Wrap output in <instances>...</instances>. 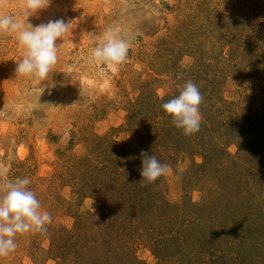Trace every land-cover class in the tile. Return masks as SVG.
Masks as SVG:
<instances>
[{"label":"rangeland","instance_id":"1","mask_svg":"<svg viewBox=\"0 0 264 264\" xmlns=\"http://www.w3.org/2000/svg\"><path fill=\"white\" fill-rule=\"evenodd\" d=\"M208 14L225 16V32L215 34ZM251 28L264 29V0H0V264H67L73 246L102 264L109 250L120 255L105 239L120 232L135 234L131 258L142 264H264L263 168H251L262 186L229 191L228 164L209 161L197 175L201 154L181 157L164 169L152 205H140L149 210L141 218L121 213L110 198L118 183L100 174L119 153L112 142H138L131 122H140L134 105L145 92L177 98L199 124L184 73L200 74V86L219 78L210 95L235 111L264 103V71L244 76V52H234ZM199 57L212 66L206 73ZM228 153L263 167L254 146ZM244 200L262 215L230 213ZM168 223L169 231L181 223L182 235L157 251Z\"/></svg>","mask_w":264,"mask_h":264},{"label":"trees","instance_id":"2","mask_svg":"<svg viewBox=\"0 0 264 264\" xmlns=\"http://www.w3.org/2000/svg\"><path fill=\"white\" fill-rule=\"evenodd\" d=\"M257 1L259 2V0H256V2ZM234 9V12L238 11L237 8ZM208 15L209 18L215 17L214 21L211 20L213 24L212 27L215 29V34L225 32V27L229 26L228 22L225 21V16L222 14ZM244 28L247 29L246 26ZM248 31L253 38L249 39L246 36L242 39L243 41L235 44L234 52L236 53L238 49L244 52L246 60L243 62L244 67L240 71L244 76L250 77L264 71V29L256 30L251 28L243 32L247 33ZM220 41L222 46L223 44L227 46L230 43L225 40ZM199 58V69H203L206 73V68L212 66H209L206 62H202L201 57ZM230 67H232V64H230ZM187 75L192 78V82L186 83L187 90L191 91L190 95L193 96V101L197 105L202 117L199 124L196 126L191 125L190 113L184 108L182 101L177 98L168 97L161 99L156 96L154 92H151V95L145 92L134 105L140 108V122L138 124L134 123L133 120V122H131L133 131L138 133V128L141 131V134H133L135 140L138 142L135 144L129 142L124 144L112 142L114 146L119 148V153H114L115 156L112 158L109 156L107 161H109L110 164L100 169V171H102L100 174L106 178L108 182L114 181V183H118L116 188L119 185V191H117L116 196L110 195V198H113L111 200L117 207H122L121 213H125L126 216L130 214L131 218L132 215H134L133 217L135 218L144 217L145 213L149 210L146 208V205L141 209L140 205H143L145 201L152 205V201L155 197L153 189L155 186L162 183L164 169L174 167L176 162L186 155L192 157L194 155L195 157L197 154H201L203 157L204 164L194 165L197 175L203 174L208 170L207 166L210 164L209 161H211L215 167L217 165L225 166L228 164L226 171L229 175H232L227 179L229 181L227 187L229 191L237 187L239 189L236 190L243 192L246 186H250L249 183L251 181H255L262 186L261 178L256 172L254 173V171H251V168H254V170L263 168L264 171V164L263 167L259 165L253 167V161L249 162V160L246 162L242 159L240 160V156L233 157L228 153V146H235L240 155L245 151L247 152L250 146H254L256 151L260 154H264V103L258 102V104H251V107L245 112H243V108L235 111L231 107L232 104L228 103L225 105L224 100H222L223 98L219 97V99H217L215 95H210L211 92H209V87L213 88L212 93H214L217 89L214 87L221 86V80L219 78L206 79V81H208L207 84L205 86H200V74L193 76L192 74L189 75V73H184L185 78L189 80ZM177 77L179 78V75H177ZM220 91L221 88L218 90V95H220ZM222 134H224V138H222ZM191 139H193V141H191ZM261 162H257V164H262ZM228 167H231L232 173L228 172ZM87 171L92 172L91 169ZM92 175L93 173L91 176ZM94 177L91 178L92 181L95 180ZM128 185L130 186L129 190L127 188ZM87 187L94 189L98 187V183L92 182ZM263 192L264 187L258 192L257 196L264 198ZM228 194L231 195L230 193ZM237 194L239 193L237 192ZM230 206L235 210L230 213L233 215L238 214L239 218L244 217L243 219H246L248 215L256 214V216H258L257 214H261L260 212H256V207L253 211H248L247 200H244L241 205ZM194 208H196V206H193L192 210ZM134 210L137 211L131 214ZM199 220H201V218ZM124 223L125 222L120 226L126 229ZM181 225L180 223L179 226L175 228L177 229L176 231H169L172 225L168 223V225L165 226V230L161 231L159 237H156L153 241L154 243L152 245L155 249L165 252L167 245L178 240L176 238L177 235L181 237L182 233H180L179 230ZM187 225L188 223H184L183 227L187 229ZM130 235L135 236L133 233L125 234V232H120V234L115 235V238H105L106 240L110 239V242H107L109 246L115 242L117 245H120L118 247L120 255L117 254L116 250H109V255L105 254L104 257H101L103 260L102 264H113L114 262L117 264H120V262L121 264H142L138 259L134 257L131 258L133 247L130 244L132 243L130 241ZM136 235L139 237L140 234ZM185 237L186 239L189 238L191 242V233L189 236ZM123 239L125 240L123 241ZM186 243L189 247V243ZM211 243L212 241H209L208 245H211ZM85 249L86 247L78 248V246H73L68 249L66 252V263L88 264L87 257H84L86 253ZM220 258V256H217V259L221 260ZM99 262L97 261L90 264H101L100 258ZM200 264L204 263L201 262Z\"/></svg>","mask_w":264,"mask_h":264}]
</instances>
